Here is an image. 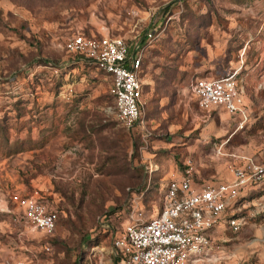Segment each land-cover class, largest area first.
Listing matches in <instances>:
<instances>
[{
    "label": "rangeland",
    "instance_id": "obj_1",
    "mask_svg": "<svg viewBox=\"0 0 264 264\" xmlns=\"http://www.w3.org/2000/svg\"><path fill=\"white\" fill-rule=\"evenodd\" d=\"M148 30L144 128L128 129L110 77L64 43ZM228 74L249 114L238 130L192 92L195 78ZM244 155L264 157V0H0V261L113 264L134 196L151 214L188 160L208 177ZM35 192L58 213L52 237L15 218L10 195ZM235 207L245 224L215 232L198 264H264V178Z\"/></svg>",
    "mask_w": 264,
    "mask_h": 264
},
{
    "label": "built area",
    "instance_id": "obj_2",
    "mask_svg": "<svg viewBox=\"0 0 264 264\" xmlns=\"http://www.w3.org/2000/svg\"><path fill=\"white\" fill-rule=\"evenodd\" d=\"M154 38L152 30L130 43L119 36L85 37L77 33L64 43L69 53L110 77L116 119L128 129L144 128L141 70ZM234 76L197 77L192 92L200 108H218L237 116L238 130L247 124L249 114L244 92ZM228 172L230 180L200 184L188 160L180 177L167 180L161 189L159 208L151 214L144 212L141 197L134 196L127 207L128 222L113 241V264H198L213 246L215 229L237 232L245 224L246 219L236 214V199L242 190L262 181L264 157L256 160L249 155L240 156L238 163L230 164ZM10 200L19 209L16 219L46 237L53 236L58 213L37 192L13 193ZM0 264L32 263L27 258H6Z\"/></svg>",
    "mask_w": 264,
    "mask_h": 264
},
{
    "label": "crops",
    "instance_id": "obj_3",
    "mask_svg": "<svg viewBox=\"0 0 264 264\" xmlns=\"http://www.w3.org/2000/svg\"><path fill=\"white\" fill-rule=\"evenodd\" d=\"M214 109L219 110L218 108H214ZM224 113L227 114L226 112H224ZM227 116L229 118L235 120L233 115L227 114ZM183 170L184 169H182V170H179V169L173 170L172 173H173L174 176L171 177V178L180 177L182 175ZM205 172H206V169H195L194 177H195V179H196V181L198 183H200V184H203V183L206 184V183H209L211 181L222 182V181H225V180H230V178H231V175L227 171V169H212L208 177L202 176V175H204ZM171 178H169V179H171ZM220 228H222V227H218L217 229H215V231L213 232V235L218 230L220 231L221 230Z\"/></svg>",
    "mask_w": 264,
    "mask_h": 264
},
{
    "label": "trees",
    "instance_id": "obj_4",
    "mask_svg": "<svg viewBox=\"0 0 264 264\" xmlns=\"http://www.w3.org/2000/svg\"><path fill=\"white\" fill-rule=\"evenodd\" d=\"M103 72V71H102ZM104 73V72H103ZM255 218H253V219H249V220H254Z\"/></svg>",
    "mask_w": 264,
    "mask_h": 264
}]
</instances>
